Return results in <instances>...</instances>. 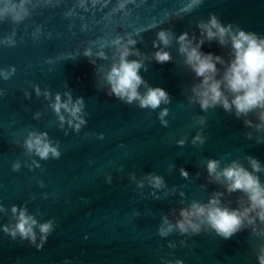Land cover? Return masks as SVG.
Listing matches in <instances>:
<instances>
[{"label":"water","instance_id":"1","mask_svg":"<svg viewBox=\"0 0 264 264\" xmlns=\"http://www.w3.org/2000/svg\"><path fill=\"white\" fill-rule=\"evenodd\" d=\"M210 14L264 37V0H0V70L14 69L7 80L0 78V264H257L264 238L250 229L224 240L210 230L193 236L173 231L161 238L158 228L164 215L174 222L172 210L206 203L212 192L224 191L209 183L208 159L221 167L237 160L248 168L246 157L252 156L264 166V132L245 128L243 118L219 107L201 111L190 103L191 87L199 81L177 55L175 39L165 49L171 62L145 61L147 70L139 72L149 87L168 93V105L140 109L104 91L114 41L132 39L141 55L150 56L159 31L199 36L197 24ZM9 39L11 45L5 43ZM200 50L229 59V49L214 41ZM65 92L73 102L83 99L85 124L79 132L66 122L61 127L49 107L58 93L63 101ZM165 108L167 127L158 118ZM248 119L257 122L254 114ZM29 132L46 133L59 159L27 154L23 142ZM198 132L204 143L193 145ZM149 173L162 177L164 188L152 189L145 180ZM256 175L264 183V172ZM141 181L144 186L137 187ZM239 196L225 194L222 203L235 208ZM12 206L25 207L39 223L53 221L39 250L2 231L15 222Z\"/></svg>","mask_w":264,"mask_h":264},{"label":"clouds","instance_id":"2","mask_svg":"<svg viewBox=\"0 0 264 264\" xmlns=\"http://www.w3.org/2000/svg\"><path fill=\"white\" fill-rule=\"evenodd\" d=\"M195 3H200V0H195ZM14 19L19 20L20 17ZM197 29L199 36L191 37L187 32L174 37L171 30L159 31L152 43V48L156 50L150 56L141 55L135 49L136 41L132 39L123 42L120 39L114 41L112 63L102 77L106 85L105 94L124 104L131 105L135 102L140 109L155 110L162 104L168 105L171 102L168 93L158 87H149L139 72L141 69L147 70L145 61H155L158 64L171 62L172 56L165 49L170 48L175 39L178 46L177 55L183 58V64L193 75V79L199 81L191 87L190 103L198 104L201 111L219 107L225 113L234 115L236 119L243 118L245 128L264 132V37L246 32L238 26L222 24L215 14H210L206 22L200 21ZM213 41L220 48L229 49L227 61L220 55L204 53L200 50L206 42L211 44ZM5 43L11 45L12 41L9 39ZM90 55L88 50L83 53L85 57ZM96 55L99 59H105L102 52ZM130 56L139 59L129 60ZM89 62L95 65L94 61L89 60ZM217 65L220 67L218 68ZM13 73L12 68L7 72L0 70V78L7 80ZM141 86L145 89L143 93L139 91ZM35 93L37 96L41 95L38 87L35 88ZM25 95L27 96V93ZM43 96L47 100L48 91H44ZM64 97L62 101L61 95L56 94L49 107L58 117L61 127L66 122L74 132H79L81 126L85 124L82 118L83 99L77 98L73 102L68 92L64 93ZM250 113L255 115L256 123L248 119ZM167 115L168 111L165 108L158 116L161 125L165 127L167 122L164 117ZM198 123L203 124V118L198 120ZM251 137V132L246 134V138L251 139ZM99 138L102 139L103 136ZM204 139L198 132L191 143L202 145ZM184 143V139L177 141L178 146L181 147ZM257 143H261L259 137ZM23 148L27 154L40 160L60 157L57 146L44 132H29L23 142ZM246 160L248 168L237 160L221 167L220 161L208 159L206 172L209 183L222 186L224 191L212 192L206 203L193 201L187 207L172 210L174 222L170 221L167 215L162 216L158 235L166 238L175 231L181 236H193L200 234L201 231L210 230L216 236L227 240L242 230L250 229L252 236L264 238V183H261L256 175L264 172V166H261L255 157L249 156ZM33 163L36 167L40 166L35 160ZM19 167V163H15L12 170L17 171ZM179 173L182 178H188V173L183 168L179 169ZM130 179L135 180V176H130ZM110 180L111 177H108V182ZM145 180L155 190L165 186L162 177L151 173L145 177ZM143 186V181L137 184V187ZM234 193H241L235 201V208L222 203L225 194ZM3 211V207H0V212ZM10 211L15 222L4 226L2 231L12 239L19 237L21 241L27 240L39 250L53 231V221L39 223L28 214L25 207L12 206ZM34 229L38 230L39 243H36L37 234ZM169 246L173 247V245ZM256 260L257 264H264V245L259 247ZM176 264L180 262L177 261Z\"/></svg>","mask_w":264,"mask_h":264}]
</instances>
